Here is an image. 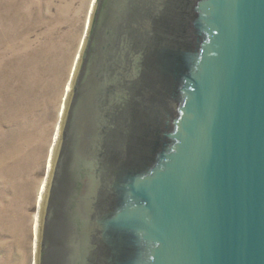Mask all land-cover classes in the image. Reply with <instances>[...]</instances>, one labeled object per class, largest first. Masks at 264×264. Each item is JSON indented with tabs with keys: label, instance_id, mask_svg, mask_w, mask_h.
<instances>
[{
	"label": "water",
	"instance_id": "obj_1",
	"mask_svg": "<svg viewBox=\"0 0 264 264\" xmlns=\"http://www.w3.org/2000/svg\"><path fill=\"white\" fill-rule=\"evenodd\" d=\"M72 78L36 264H264V0H96Z\"/></svg>",
	"mask_w": 264,
	"mask_h": 264
},
{
	"label": "rangeland",
	"instance_id": "obj_2",
	"mask_svg": "<svg viewBox=\"0 0 264 264\" xmlns=\"http://www.w3.org/2000/svg\"><path fill=\"white\" fill-rule=\"evenodd\" d=\"M91 2L0 0V264H36L39 195Z\"/></svg>",
	"mask_w": 264,
	"mask_h": 264
},
{
	"label": "bare ground",
	"instance_id": "obj_3",
	"mask_svg": "<svg viewBox=\"0 0 264 264\" xmlns=\"http://www.w3.org/2000/svg\"><path fill=\"white\" fill-rule=\"evenodd\" d=\"M95 2H96V0H92V2H91V6H90V13L92 12V10H93V8H94V4H95ZM91 7H92V9H91ZM77 58H78V54H77V57H76V60H77ZM74 65H76L75 63H74ZM74 65H73V69H72V71L73 70H75V67H74ZM74 72V71H73ZM74 78V77H73ZM73 78H72V80H69V83L67 84V86H66V88H65V96H66V94H69V90H70V87L72 86V82H73ZM70 81H71V84H70ZM69 97V96H68ZM68 97L66 98V100H65V98H64V103H62V105H61V113H60V115H61V117L64 115V109H65V107H66V104H67V100H68ZM62 109H63V111H62ZM60 117V118H61ZM60 128H61V126L59 125V127L57 128V130H56V133H55V137H54V140H53V146H52V150H50V154H49V159H48V162L51 160V163H50V165H49V163H48V166H50L51 167V164H52V160H53V157H54V155H53V157H52V154H53V147H54V143L56 142V144H55V146H57V142H58V138H59V133H60ZM55 149H56V147H55ZM55 153V152H54ZM50 157H52V159L50 158ZM50 167H49V169H48V176H49V172H50ZM47 181H48V178H47ZM45 182H46V180H45ZM45 182H44V185L42 186V188H41V192H40V195H39V200H38V205H40L41 207H40V211H41V208H42V203H43V198H44V194H45V189H46V185H47V183H46V185H45ZM41 213V212H40ZM38 215H39V212L37 213V217H36V222H35V226H34V229H33V233H34V242H33V249L35 250V247H36V242H37V234H38V224H39V218H40V215H39V218H38ZM37 254V253H36Z\"/></svg>",
	"mask_w": 264,
	"mask_h": 264
}]
</instances>
